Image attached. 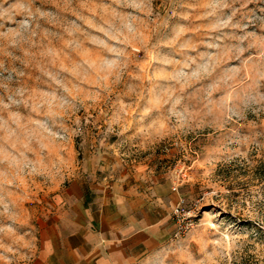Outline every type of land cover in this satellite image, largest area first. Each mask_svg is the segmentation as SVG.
Segmentation results:
<instances>
[{
  "label": "rangeland",
  "instance_id": "rangeland-1",
  "mask_svg": "<svg viewBox=\"0 0 264 264\" xmlns=\"http://www.w3.org/2000/svg\"><path fill=\"white\" fill-rule=\"evenodd\" d=\"M107 159L176 187L128 264H264V0H0V264H83Z\"/></svg>",
  "mask_w": 264,
  "mask_h": 264
},
{
  "label": "crops",
  "instance_id": "crops-1",
  "mask_svg": "<svg viewBox=\"0 0 264 264\" xmlns=\"http://www.w3.org/2000/svg\"><path fill=\"white\" fill-rule=\"evenodd\" d=\"M116 160L96 163L87 180L73 179L66 188L70 224L82 230L77 246L83 264H128L161 244L172 229L177 196L169 184L140 162Z\"/></svg>",
  "mask_w": 264,
  "mask_h": 264
},
{
  "label": "built area",
  "instance_id": "built-area-1",
  "mask_svg": "<svg viewBox=\"0 0 264 264\" xmlns=\"http://www.w3.org/2000/svg\"><path fill=\"white\" fill-rule=\"evenodd\" d=\"M175 189H176V187H173V188H172V190H175ZM179 207H180V203L178 202V203L175 205V207L173 208V211H172V214H173V215H177L178 212H180V211H179Z\"/></svg>",
  "mask_w": 264,
  "mask_h": 264
}]
</instances>
